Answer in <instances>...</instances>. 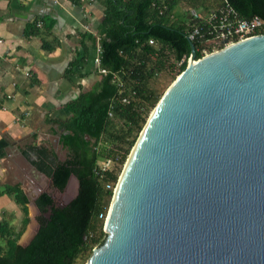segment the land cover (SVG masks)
Returning <instances> with one entry per match:
<instances>
[{
  "label": "water",
  "instance_id": "95a60500",
  "mask_svg": "<svg viewBox=\"0 0 264 264\" xmlns=\"http://www.w3.org/2000/svg\"><path fill=\"white\" fill-rule=\"evenodd\" d=\"M103 231L86 264H264V36L201 58L190 42L125 161Z\"/></svg>",
  "mask_w": 264,
  "mask_h": 264
},
{
  "label": "trees",
  "instance_id": "16d2710c",
  "mask_svg": "<svg viewBox=\"0 0 264 264\" xmlns=\"http://www.w3.org/2000/svg\"><path fill=\"white\" fill-rule=\"evenodd\" d=\"M227 1L244 19L254 16L264 19V0ZM174 2L106 1L100 66L107 73L103 75L100 90L79 97L69 107L73 120L62 140L67 147V159L54 166L34 163L60 192L73 175L78 182L77 194L61 206H56L50 195L41 194L35 201L39 210L37 232L28 245L21 246L19 238L29 223L28 199L18 186L1 190L0 196L11 197L23 218L17 230L10 223V215L4 213L0 221V264H79V261L86 264L93 249L105 242L104 222L119 175L147 121L148 111L154 109L162 96L156 93L151 80L157 74L172 71L171 59L176 63L185 58L176 75L181 73L190 56L187 39L190 29L186 20L170 22L167 18ZM191 2L194 7L198 4L195 0ZM149 40L154 45H149ZM191 43L196 58H200L199 43ZM124 96L130 97L129 104L121 102ZM110 110L112 118L108 117ZM101 141L113 143L111 148L122 150L124 155L111 170L98 173L95 164Z\"/></svg>",
  "mask_w": 264,
  "mask_h": 264
},
{
  "label": "crops",
  "instance_id": "0c3cea01",
  "mask_svg": "<svg viewBox=\"0 0 264 264\" xmlns=\"http://www.w3.org/2000/svg\"><path fill=\"white\" fill-rule=\"evenodd\" d=\"M106 1L0 0V191L18 186L25 194L27 226L30 204L35 207L52 187L34 163L54 166L67 159L62 140L73 120L69 107L100 90L104 74L94 60L104 38ZM183 1L175 0L170 22L185 19L189 25L210 12L205 0L196 7H184ZM69 184L75 186L71 200L78 182ZM4 213L19 230L22 212L7 195L0 196V221Z\"/></svg>",
  "mask_w": 264,
  "mask_h": 264
},
{
  "label": "built area",
  "instance_id": "2783aa9c",
  "mask_svg": "<svg viewBox=\"0 0 264 264\" xmlns=\"http://www.w3.org/2000/svg\"><path fill=\"white\" fill-rule=\"evenodd\" d=\"M188 26L190 30L187 33V39L190 42L197 41L199 43L201 57L207 56L208 54L237 42L264 36V19L257 16L249 19L242 18L227 0H222L221 6L216 11L210 13L206 18L196 19ZM148 43L149 45H154L153 40H149ZM99 54L100 49H98V55L94 61L97 66L100 67L101 60ZM189 58L190 56L186 59L187 63ZM184 62L185 58L175 63L176 73ZM100 73L106 74L107 71L100 67ZM179 74H177V76ZM118 86L122 87V83H119ZM132 95H135V92H133ZM130 101V97L128 96L121 98L123 104H129ZM141 111L145 112V109L142 108ZM108 117H113L112 110L108 112ZM107 144L108 143L101 141L97 147L99 157L96 161L95 168L98 173L111 170L113 165L118 163L124 155L122 150L113 149ZM106 188L109 189L110 186H106Z\"/></svg>",
  "mask_w": 264,
  "mask_h": 264
},
{
  "label": "rangeland",
  "instance_id": "374dc122",
  "mask_svg": "<svg viewBox=\"0 0 264 264\" xmlns=\"http://www.w3.org/2000/svg\"><path fill=\"white\" fill-rule=\"evenodd\" d=\"M195 1H197V3H201V0H195ZM220 2H221V0H207V1L205 0V3H203V4L204 5H211V7H208V9H209L208 11H212L214 9L213 6L219 4ZM182 5L184 7H186L187 5H190L191 7L193 6L191 0L190 1H188V0L183 1ZM171 63L174 64V68L172 69V71H170V72L164 71V72L154 76L151 80V85L157 94L163 95V93L166 91V89L169 87V85L177 77L176 72H175V62L172 59H171ZM152 110L148 111L147 119H148L150 113L152 112ZM107 145L110 147L114 146V144L111 142H109ZM74 187H75L74 185L69 184V186L67 187V190H70V192L66 191V190L63 192H58L50 186L48 188V192L52 196L54 204L56 206H61V205L66 204L69 201V199L72 196V192L74 191ZM38 215H39V212H37L35 207L32 204H30V224H29V226H27V228L25 227L24 232L20 236L19 241H18L19 244L26 243L27 240L31 237V235L35 232V230L38 226V223L36 220V217ZM80 263L81 262L79 261V264Z\"/></svg>",
  "mask_w": 264,
  "mask_h": 264
}]
</instances>
